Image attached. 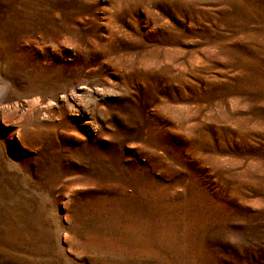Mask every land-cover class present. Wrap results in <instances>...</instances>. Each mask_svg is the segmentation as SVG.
Masks as SVG:
<instances>
[{
    "label": "rangeland",
    "instance_id": "obj_1",
    "mask_svg": "<svg viewBox=\"0 0 264 264\" xmlns=\"http://www.w3.org/2000/svg\"><path fill=\"white\" fill-rule=\"evenodd\" d=\"M0 264H264V0H0Z\"/></svg>",
    "mask_w": 264,
    "mask_h": 264
}]
</instances>
